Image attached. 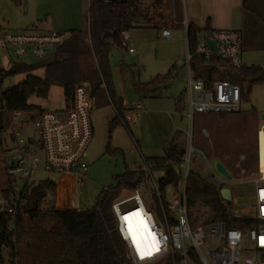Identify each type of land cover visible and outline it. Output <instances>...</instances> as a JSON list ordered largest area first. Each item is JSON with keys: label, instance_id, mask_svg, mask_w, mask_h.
<instances>
[{"label": "built area", "instance_id": "obj_1", "mask_svg": "<svg viewBox=\"0 0 264 264\" xmlns=\"http://www.w3.org/2000/svg\"><path fill=\"white\" fill-rule=\"evenodd\" d=\"M66 37L62 34L42 36L35 32H26L24 35L1 32L0 52L23 58L28 53L23 49L26 45L35 48L33 54L37 58H43L47 54L46 46L59 45ZM162 37L172 39V30H163ZM208 37L216 43L217 51L209 48L205 39L201 38L197 54L206 62L217 54L233 68L244 65L243 37L240 31L214 29L208 33ZM121 41L127 51L135 52L130 47L128 31L123 33ZM11 47L19 49L11 52ZM191 59L192 55L188 50V88L175 100L191 124L189 149L180 163L182 179L177 187L168 185L163 191L160 182L150 172V180L147 182L150 189H145V183H141L130 191L127 198L113 202L116 230L126 244L129 264H264V124L256 132L257 166L253 176L245 170L247 175L232 174L231 179L223 177L212 164V160L217 157L210 156L195 145V130L198 119L202 116L241 114L242 90L240 86L226 80L207 85L191 68ZM101 77L103 79L102 75ZM103 86L106 89L104 79ZM93 104L91 86L86 82L76 88L72 106L68 109L65 107L62 112L44 111L35 118L22 112L15 114V121L9 130L11 146L8 151L11 154L4 160L7 186L0 190V216L7 220L26 216L22 211L25 201L20 193L25 185L37 182L35 176L40 172L52 173L57 177L58 192H68L72 187V194L76 186H85L89 171L86 162L87 148L94 135ZM111 106L118 114L112 100ZM19 118L23 120L18 123L16 120ZM139 122L138 112L127 110L124 113L123 123L129 131ZM193 154H197V162L203 160L208 165L211 176L223 189L230 188L232 192V187L246 188L241 192V197H246L247 206H240L238 199L233 198V192L229 202H233L236 216L253 221L251 226L242 230L229 227L224 220L195 223V209L190 206L187 198V178ZM18 180L24 181L23 186L19 185ZM71 182L69 187L68 183ZM248 186H252L253 190H247ZM168 189L176 192L173 199L167 200ZM151 194L156 199V204L152 203ZM131 203V207L127 206ZM69 204L73 206L71 200ZM137 213L138 216L135 215ZM126 216L131 219L133 216L147 225L149 233L140 242L142 248L146 252L150 251L151 255L141 257L137 251L128 231V222L124 219ZM14 227V223H11L10 229Z\"/></svg>", "mask_w": 264, "mask_h": 264}, {"label": "rangeland", "instance_id": "obj_2", "mask_svg": "<svg viewBox=\"0 0 264 264\" xmlns=\"http://www.w3.org/2000/svg\"><path fill=\"white\" fill-rule=\"evenodd\" d=\"M163 1L164 6L169 3L172 8L174 7V10L169 8L173 15L169 19L171 26L168 25V27L172 28L176 25L175 22L181 19L174 15L177 6V11H180L181 0ZM89 7V0H0V33L24 35L26 32H35L42 36H52L53 34L66 36L67 32L71 30L85 31L88 24ZM169 10L165 12L166 15L171 14ZM251 26L256 27L258 25L251 23ZM239 27L240 25L237 26V29ZM253 32L246 29L241 33L244 38L243 62L245 66H258L264 69V49H251L252 42L259 41L253 38ZM161 34L160 30L154 28L132 29L129 32L131 38L129 43L132 48L136 49V53L130 54L125 48L122 51L114 49L110 52L109 60L114 84L118 81V72H122L125 82L124 88L128 91L134 81L148 83L153 77L159 74H167L170 70H173L174 77L167 88H162L155 95L149 96L140 93L134 95L135 93L132 92V96L141 99L144 115L141 120L142 123L131 127L130 131L122 123H112L115 113L111 104L94 109L92 115L94 135L88 145L86 157V162L89 165L88 180L84 187L76 186L72 194L68 190V192L66 190L58 192L57 187L54 193L56 210L94 209L98 200L104 198L108 190H114L118 187L117 178L130 170H135V174L143 177V181L147 180V182L150 180L149 174L151 172L153 178L159 182L162 173L154 170L152 159L163 157L166 150L165 145L160 141V136H158L160 131L152 126V121L148 119L154 110L163 113L161 114L163 115L162 123L164 125L170 123L174 129L173 133L176 131L189 132V134H185V143L188 147L185 148L186 150L189 149L191 124L189 118L181 117L175 102L188 88L189 77L186 56L189 46L187 34L185 29L175 30L172 39H165ZM17 49L19 48L11 47V52ZM23 49L28 51L23 58L12 53L0 52V65L8 68L10 63L15 61L42 64L55 55L57 45L46 46L47 54L43 58H37L33 54L34 47L30 48L25 45ZM91 65L94 66L93 71H96L95 60L92 61ZM34 74L44 77V69L40 68ZM26 77V74H18L6 78L1 90L5 92L17 86ZM118 85L121 89L120 83ZM243 88L242 113L225 117H200L196 126L197 130H195V145L204 149L210 156L224 157V164L235 176L247 175L245 170H248L250 176H253L257 166L255 160L256 132L258 127L264 124V83H257L251 88L244 84ZM29 102L44 111L62 112L66 107L64 92L59 86H54L51 89L48 98L32 96ZM168 112L171 114H167ZM21 120L23 118L17 119L16 122L19 123ZM10 146L9 131L0 130V190L7 186L4 160L11 154L8 151ZM196 156L197 154L192 155L189 173L195 170L211 183H218L216 179L211 178L208 165L203 160L197 162ZM50 174L52 173L40 172L35 176V180L38 182L46 177H51L57 181V177ZM18 183L23 186L24 181L18 180ZM245 189V187H232L233 198L238 199V204L243 207L247 206L246 197H241V192ZM247 190L252 191V186H248ZM175 193V191L168 189L166 191L167 200L173 199ZM129 195L130 192L128 193L127 190L123 196L118 194L114 201L127 198ZM72 198L75 208L74 205L69 204ZM151 200L153 204H156V199L152 194ZM131 205L132 203L127 206L131 207ZM196 214L197 210L195 211V223L206 224L211 221L207 216L203 218L199 216V219L198 214ZM59 219L53 218L48 222L47 219L36 215H26L23 217V222L27 229H34L38 224H41L40 226L43 228L50 229L51 226L58 223ZM47 236L49 235H43V237L28 236L20 246L17 259L19 264H29L26 259L27 261H29L28 259L32 260L31 262L35 264L39 254H41L39 250L43 247V243L48 244V248L50 244L52 245L51 252L47 255L50 264H60L62 259L59 257L56 261H52L53 257L56 256L55 245H58V241L56 243L51 242V240L60 239ZM45 240L49 242L46 243ZM30 243L32 246L27 249ZM34 252H36V256H32ZM36 264L40 263L36 261Z\"/></svg>", "mask_w": 264, "mask_h": 264}, {"label": "trees", "instance_id": "obj_3", "mask_svg": "<svg viewBox=\"0 0 264 264\" xmlns=\"http://www.w3.org/2000/svg\"><path fill=\"white\" fill-rule=\"evenodd\" d=\"M161 6V0H90L88 36L79 30L69 31L66 40L57 45L54 57L45 63L15 61L11 62L8 68L0 66V130L9 131L18 112L26 113L32 118L44 112L29 101L32 96L48 98L54 86L63 89L66 108H70L76 88L86 82L91 86L93 108L111 104L112 100L118 111L112 123H123L124 108L111 86L109 54L114 49H124L121 44L124 32L135 28L159 29L160 22L155 19L164 17L163 13L159 12ZM254 34L255 32L252 35ZM187 36L189 53L192 55L191 68L207 85L220 80L230 81L241 87L244 100V84L251 88L257 83H264L262 67L243 65L236 69L217 54L206 62L197 54L200 45L199 29L189 26ZM257 42L253 41L252 44H255L257 49H264V41ZM94 60L96 71H93L94 66L91 65ZM40 68L45 69L44 77L34 74ZM18 74H26L27 77L17 86L3 92L1 88L4 80ZM101 75L107 90L103 86ZM173 77V70H170L167 74L153 78L150 84H168ZM177 106L181 108L180 105ZM186 152L185 145H176L171 141L163 157L152 159L154 170L164 174L160 181L163 191L168 185L178 186L183 173L180 163ZM136 175L135 171L130 170L118 177V187L108 191L104 198L98 200L97 206L90 210H56L54 193L57 181L51 177L25 185L20 193V197L25 201L22 208L24 214L36 215L47 219L48 222L53 218L60 219L50 229L41 227V224L34 229H27L22 216L8 220L0 216V264H19L17 259L20 246L30 235H49L60 239L51 240L52 243L58 241V245H55L56 256L52 261L59 257L62 259L60 264H129L126 244L116 230L112 204L124 189H135L141 184L143 177ZM222 189L221 184L211 183L195 170L191 171L187 178V198L190 206L197 210L198 217L207 216L211 221L224 220L229 227L247 229L253 221L234 214L232 203L222 196ZM11 223H14V229H10ZM42 245L39 250L41 254L36 261L40 264H50L47 255L51 252L52 245L50 244L49 248L48 244ZM31 246L30 243L27 249ZM32 256H36V252ZM28 260L26 259L27 263H32V260Z\"/></svg>", "mask_w": 264, "mask_h": 264}, {"label": "crops", "instance_id": "obj_4", "mask_svg": "<svg viewBox=\"0 0 264 264\" xmlns=\"http://www.w3.org/2000/svg\"><path fill=\"white\" fill-rule=\"evenodd\" d=\"M161 1H162V6L159 12H162L164 17H162V19H160L159 17H156L155 19L156 22H160V26L158 30L163 32V30L165 29H171L173 38H174L175 30L185 29L186 34H187L189 26H193L199 29L200 39L201 38L205 39L208 36V33L214 29L238 30L241 33L247 29L249 32L251 30H254L255 32V34L253 35L254 39H258L259 41H264V0H181L180 1L181 7H179L180 11H177L178 10V6H177V8H175V13H174V15L177 18L180 17L181 19L176 21L175 22L176 25H174L172 28L168 27L169 19L172 18V15H173L171 10H169V8L174 10V7L172 8L169 3H166L165 4L166 6H164V1L163 0ZM89 6H90V0H89ZM168 10L171 12V14L166 15L165 12ZM249 20L250 21L252 20V21L249 22ZM87 22L88 24L86 26L85 31L88 30V27H89V13H88ZM251 23L255 25L257 24L258 26L252 27ZM239 25L241 29L240 27L237 29V26ZM85 31H82V32L85 33ZM187 42H188V36H187ZM243 42H244V38H243ZM247 49L249 48L247 47ZM251 49L252 50L257 49L256 45L252 44ZM127 52L130 53L129 51ZM243 52H244V49H243ZM135 53H136V49L134 53H130V54H135ZM242 58H243V54H242ZM44 73H45V69H44ZM122 74H123L122 72H118L119 78H118V81H116V84H114L113 76L111 74L112 90L116 98H118V101L122 102V105L124 108L123 115L127 110H134V112H138L140 114V122L138 124H141L142 123L141 120L144 115L143 114L144 106H143L141 99H138L135 96L131 95L132 92L135 93L134 95H136V93H140L143 95L152 96V95H155L162 88H167L170 85L172 80L168 84H165V83L150 84V81L155 77H153L148 83H141V82L134 81L133 84H131L130 82L131 89H129L128 91V89L124 88L125 82L123 81ZM159 75H162V74H159ZM118 83H120L121 89L119 88ZM95 108L96 106H94L93 111ZM177 110L178 112H180L181 117H184V111L181 108L179 109V106H177ZM93 111H92V115H93ZM113 111L116 117L117 114L114 109ZM161 114L163 113L162 112L160 113L159 111L154 110L152 111V116H149L148 119L152 121L151 123L152 126H154L160 131L158 136H160L161 138L160 141L165 145V150L169 146L171 141H174L176 145H185V147L188 148L185 143L186 142L185 134H188V132L176 131L173 133L174 129L170 123H168L167 125H164L162 123L163 115ZM167 114L170 115L171 113L168 112ZM115 117L113 118V120L115 119ZM131 171H135V170H131ZM136 177H138V175H136ZM163 177H164V174L162 173L161 179H163ZM161 179L159 180V182L161 181ZM141 183H145V189L146 188L150 189V186L148 185L147 180L143 181L142 179ZM68 185L69 187H71L72 182L68 183ZM72 190L73 189L71 187L69 191L72 192ZM127 190L129 193L132 189H124L120 193V196H123L124 192L126 193ZM71 202L73 203L74 208H75L73 198L71 199Z\"/></svg>", "mask_w": 264, "mask_h": 264}, {"label": "water", "instance_id": "obj_5", "mask_svg": "<svg viewBox=\"0 0 264 264\" xmlns=\"http://www.w3.org/2000/svg\"><path fill=\"white\" fill-rule=\"evenodd\" d=\"M89 29L85 31V34L88 36L89 35ZM206 45L211 48L213 51H217V46L214 41L210 39V37L205 38ZM212 164L214 168L225 178L231 179L232 174L228 171L227 166L224 164V157L222 158H214L212 160ZM222 196L224 199L227 201L232 200V192L230 188H224L222 189Z\"/></svg>", "mask_w": 264, "mask_h": 264}, {"label": "snow or ice", "instance_id": "obj_6", "mask_svg": "<svg viewBox=\"0 0 264 264\" xmlns=\"http://www.w3.org/2000/svg\"><path fill=\"white\" fill-rule=\"evenodd\" d=\"M135 215H139V213L135 214ZM125 221L128 222V231L129 233L131 234L132 236V240H133V243L135 244V247L137 249V251L139 252V254L141 255V257H143L144 255H151V252L148 251L146 252L142 246H141V242L140 240L138 239L137 237V234H136V231L134 230V226H133V223H132V219L130 217H124ZM144 227L146 228L147 225L144 224ZM153 240H154V237H153ZM262 243H264V239H262Z\"/></svg>", "mask_w": 264, "mask_h": 264}, {"label": "bare ground", "instance_id": "obj_7", "mask_svg": "<svg viewBox=\"0 0 264 264\" xmlns=\"http://www.w3.org/2000/svg\"><path fill=\"white\" fill-rule=\"evenodd\" d=\"M132 223H133L134 230L136 231V234H137L138 239L139 240L145 239L146 238V234L149 233V229L147 227L145 228L144 225H143L144 223H142V222L140 223L133 216H132Z\"/></svg>", "mask_w": 264, "mask_h": 264}]
</instances>
